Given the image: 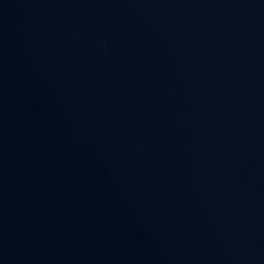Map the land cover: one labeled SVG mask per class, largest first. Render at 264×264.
I'll use <instances>...</instances> for the list:
<instances>
[{
  "label": "water",
  "instance_id": "95a60500",
  "mask_svg": "<svg viewBox=\"0 0 264 264\" xmlns=\"http://www.w3.org/2000/svg\"><path fill=\"white\" fill-rule=\"evenodd\" d=\"M0 264H264V0H0Z\"/></svg>",
  "mask_w": 264,
  "mask_h": 264
}]
</instances>
